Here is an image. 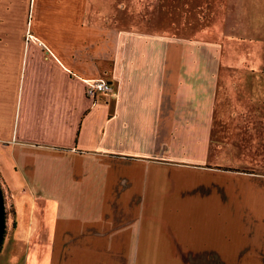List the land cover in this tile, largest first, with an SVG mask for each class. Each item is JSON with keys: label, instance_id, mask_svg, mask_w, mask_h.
I'll return each mask as SVG.
<instances>
[{"label": "crops", "instance_id": "0c3cea01", "mask_svg": "<svg viewBox=\"0 0 264 264\" xmlns=\"http://www.w3.org/2000/svg\"><path fill=\"white\" fill-rule=\"evenodd\" d=\"M192 1L0 0V264H264V0Z\"/></svg>", "mask_w": 264, "mask_h": 264}, {"label": "rangeland", "instance_id": "374dc122", "mask_svg": "<svg viewBox=\"0 0 264 264\" xmlns=\"http://www.w3.org/2000/svg\"><path fill=\"white\" fill-rule=\"evenodd\" d=\"M149 1L151 2V0H141V13L142 17L148 16L149 14L151 15L152 29H172L171 32L173 34L180 35L182 29V22L183 20L188 19V16H186V14L185 18L183 19L184 0H152V2L150 3L151 6L149 5ZM193 1L191 3V6L189 7L192 22L193 24L195 23L193 27L196 29L199 26L198 23L200 20L198 18V7L200 8V12L202 10V13L200 14H203V26H211V23L205 22L206 18L212 12L213 7L211 5L215 4V2L222 3L223 0H195L194 2ZM204 1H206V4L203 7ZM225 1L226 0H224L223 2L226 3L225 7H227L228 1ZM207 2L209 4H207ZM221 10L223 9L221 8ZM0 173L4 180L12 185H15V183L19 182L18 176L14 175L11 171V162L8 159L2 160L0 162ZM10 216H14L13 210L10 206V202L5 199V194L2 190V185L0 183V233L3 234L5 230L6 219ZM1 241L2 240H0V242Z\"/></svg>", "mask_w": 264, "mask_h": 264}, {"label": "built area", "instance_id": "2783aa9c", "mask_svg": "<svg viewBox=\"0 0 264 264\" xmlns=\"http://www.w3.org/2000/svg\"><path fill=\"white\" fill-rule=\"evenodd\" d=\"M25 40L34 42L40 47L43 46L41 42L32 35L31 32L26 33ZM111 89V83L104 79L85 81V94L88 98L92 100H95L98 94L109 92L111 91Z\"/></svg>", "mask_w": 264, "mask_h": 264}, {"label": "trees", "instance_id": "16d2710c", "mask_svg": "<svg viewBox=\"0 0 264 264\" xmlns=\"http://www.w3.org/2000/svg\"><path fill=\"white\" fill-rule=\"evenodd\" d=\"M1 243H2V242H0V247H1Z\"/></svg>", "mask_w": 264, "mask_h": 264}]
</instances>
